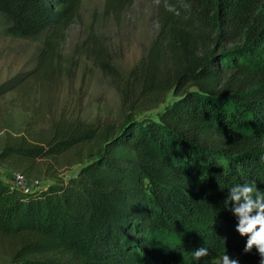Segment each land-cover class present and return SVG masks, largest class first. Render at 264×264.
Instances as JSON below:
<instances>
[{
    "label": "trees",
    "instance_id": "1",
    "mask_svg": "<svg viewBox=\"0 0 264 264\" xmlns=\"http://www.w3.org/2000/svg\"><path fill=\"white\" fill-rule=\"evenodd\" d=\"M81 2L0 0V25L25 38L50 29L45 62ZM168 3L180 15L157 0V34L136 78L144 103L173 95L155 117L127 114L99 137L78 120L43 143L3 136L0 161L19 166L95 145L64 183L24 191L0 179V264H212L223 254L260 264L226 199L244 182L264 191V0ZM201 247L208 255L196 260Z\"/></svg>",
    "mask_w": 264,
    "mask_h": 264
},
{
    "label": "rangeland",
    "instance_id": "2",
    "mask_svg": "<svg viewBox=\"0 0 264 264\" xmlns=\"http://www.w3.org/2000/svg\"><path fill=\"white\" fill-rule=\"evenodd\" d=\"M107 2L82 0L76 17L54 38L45 62H40V53L50 29L25 38L6 33L0 25V87L6 84L0 94V145L7 132L43 143L54 127L64 126L70 133L73 120L99 137L120 125L127 114L155 117L173 99L168 92L157 104L144 103L136 79L142 77L141 62L157 34V0H130L117 10ZM156 49L164 52L162 45ZM26 77L23 89L4 92ZM85 145L22 168L0 161V179L14 185L19 173L24 177L19 187L29 190L64 183L78 172L95 143Z\"/></svg>",
    "mask_w": 264,
    "mask_h": 264
},
{
    "label": "clouds",
    "instance_id": "3",
    "mask_svg": "<svg viewBox=\"0 0 264 264\" xmlns=\"http://www.w3.org/2000/svg\"><path fill=\"white\" fill-rule=\"evenodd\" d=\"M164 7L167 11L180 15L176 5L169 4L168 0H164ZM180 7L187 10L191 5L180 0ZM226 202L231 205L229 210L238 217L236 231L241 236L248 237L245 251H250L255 246L261 256L260 264H264V191L257 188L255 181L235 184L228 189ZM207 255L208 249L204 247L193 252L196 260ZM216 264H238V261L223 254L217 258Z\"/></svg>",
    "mask_w": 264,
    "mask_h": 264
},
{
    "label": "built area",
    "instance_id": "4",
    "mask_svg": "<svg viewBox=\"0 0 264 264\" xmlns=\"http://www.w3.org/2000/svg\"><path fill=\"white\" fill-rule=\"evenodd\" d=\"M14 180L16 182V184H14V186L19 187L18 184H22V182H24V177H23V175L18 173V174H16L14 176ZM19 188L23 189L24 191H28L29 190V189H27V187H19Z\"/></svg>",
    "mask_w": 264,
    "mask_h": 264
}]
</instances>
